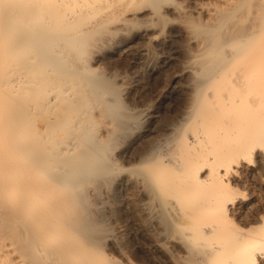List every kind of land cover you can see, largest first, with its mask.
Instances as JSON below:
<instances>
[{"label": "bare ground", "instance_id": "1", "mask_svg": "<svg viewBox=\"0 0 264 264\" xmlns=\"http://www.w3.org/2000/svg\"><path fill=\"white\" fill-rule=\"evenodd\" d=\"M117 1L0 0V222L14 224L11 238L0 232V264H91L75 237L89 231L90 219L68 180L105 165L87 88L92 68L82 53L88 34L116 14ZM219 1L225 6L206 9L219 31L205 32L187 63L199 78L191 84L192 107L144 159L170 155L171 169L149 177L164 197L175 196L165 197L170 212L206 233L228 216L236 200L231 178L240 177L249 157L264 168V0ZM198 3L195 9L205 11ZM262 236L217 244L209 259L224 246L228 264H259Z\"/></svg>", "mask_w": 264, "mask_h": 264}, {"label": "rangeland", "instance_id": "2", "mask_svg": "<svg viewBox=\"0 0 264 264\" xmlns=\"http://www.w3.org/2000/svg\"><path fill=\"white\" fill-rule=\"evenodd\" d=\"M120 2L123 8L119 6L84 42L87 67L98 74H88L93 84L87 88L94 97L93 132L105 146V165L76 171L68 180L78 186L79 208L91 220L89 231L75 237L87 248L91 264H228V248L241 236L264 238V168L256 158L249 157L240 177L231 178L236 200L213 233L189 228L185 217L170 212L167 201L175 196H167L166 201L149 177L152 170L171 169L170 155L144 160L152 144L173 124L182 125V116L191 109L192 87L199 78L187 66L203 34L219 31L207 6L225 4L219 0ZM194 2L203 4L205 11H197ZM183 8L188 9L187 16L181 13ZM148 112L155 117L147 119ZM209 218L205 219H214ZM13 226L0 222L4 238H11ZM217 244L228 248L223 246L225 252L210 260L209 251Z\"/></svg>", "mask_w": 264, "mask_h": 264}]
</instances>
